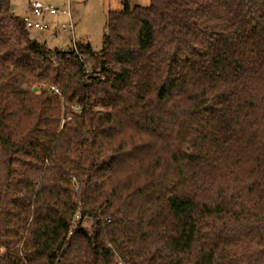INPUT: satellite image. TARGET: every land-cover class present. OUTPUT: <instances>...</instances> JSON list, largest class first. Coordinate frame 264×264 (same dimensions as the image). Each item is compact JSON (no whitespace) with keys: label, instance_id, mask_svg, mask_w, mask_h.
<instances>
[{"label":"trees","instance_id":"obj_1","mask_svg":"<svg viewBox=\"0 0 264 264\" xmlns=\"http://www.w3.org/2000/svg\"><path fill=\"white\" fill-rule=\"evenodd\" d=\"M12 4L0 264H264V0H126L83 60Z\"/></svg>","mask_w":264,"mask_h":264},{"label":"rangeland","instance_id":"obj_2","mask_svg":"<svg viewBox=\"0 0 264 264\" xmlns=\"http://www.w3.org/2000/svg\"><path fill=\"white\" fill-rule=\"evenodd\" d=\"M34 1L53 6L58 12L42 17L41 20L48 27L42 30L30 29L33 37L45 42L51 49L69 51L75 46L90 45L95 51H100L103 48L109 13L122 10L126 0H13L14 13L25 19L32 17L30 5ZM127 1L131 6H146L150 2V0ZM51 62L58 64L59 59L54 58ZM95 64L96 61L90 58L89 68ZM33 90L38 91V87L34 86ZM83 224L91 232L96 224V218L86 217ZM1 250L4 251L5 248Z\"/></svg>","mask_w":264,"mask_h":264},{"label":"built area","instance_id":"obj_3","mask_svg":"<svg viewBox=\"0 0 264 264\" xmlns=\"http://www.w3.org/2000/svg\"><path fill=\"white\" fill-rule=\"evenodd\" d=\"M30 12H31L32 17H27L25 19L27 27L30 29L34 28V29L42 30L48 26L46 25V23H44L41 20V18L47 14H55L58 12V10L54 8L53 6L43 5L40 2L34 1L30 5ZM71 27H72V24H71ZM74 49L77 51V55H79V57L83 60V53L78 50L77 46H75ZM51 89L55 91H59L55 87H52ZM120 264L122 263L120 262Z\"/></svg>","mask_w":264,"mask_h":264},{"label":"water","instance_id":"obj_4","mask_svg":"<svg viewBox=\"0 0 264 264\" xmlns=\"http://www.w3.org/2000/svg\"><path fill=\"white\" fill-rule=\"evenodd\" d=\"M13 7H14V5L12 4V5H11V8L13 9ZM35 89H36V88H35Z\"/></svg>","mask_w":264,"mask_h":264}]
</instances>
